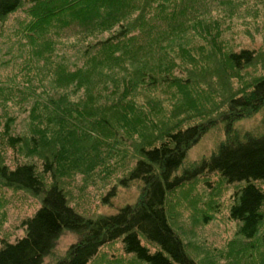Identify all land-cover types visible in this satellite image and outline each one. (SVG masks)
Returning a JSON list of instances; mask_svg holds the SVG:
<instances>
[{
    "label": "trees",
    "instance_id": "1",
    "mask_svg": "<svg viewBox=\"0 0 264 264\" xmlns=\"http://www.w3.org/2000/svg\"><path fill=\"white\" fill-rule=\"evenodd\" d=\"M262 56L264 0H0V202L40 201L23 237H0V264H44L65 233L79 239L54 264H200L170 216L184 204L205 227L225 211L234 233L217 264H264ZM227 73L242 86L223 82L220 109L211 84ZM253 116L260 131L242 132ZM223 126L218 147L189 160ZM92 177L104 215L81 214L66 188ZM216 185L221 196L197 199Z\"/></svg>",
    "mask_w": 264,
    "mask_h": 264
},
{
    "label": "rangeland",
    "instance_id": "2",
    "mask_svg": "<svg viewBox=\"0 0 264 264\" xmlns=\"http://www.w3.org/2000/svg\"><path fill=\"white\" fill-rule=\"evenodd\" d=\"M71 29H72V31L73 30L78 31L79 33L83 32L80 27H72ZM65 32L67 35H68V33H70L69 31H67V29ZM109 34L110 33H105V34L99 36V38L102 40V39L108 37ZM59 38H61V40L64 41L65 35L62 33ZM248 42H249V40H247L243 43L248 44ZM263 57L264 56L261 57V60L254 67V69L257 70L258 68H261V65L263 64L262 63ZM55 63L61 64V63H63V61H61L60 59L57 58L55 60ZM260 72H261V69H260ZM243 76L248 82H251L254 79L253 75L250 73L249 70L244 71ZM228 77H229V74L227 73L223 79L220 78V76L219 77L215 76L212 80L213 84H211V89H212L211 94L215 96L216 101L214 103H216L220 109L222 108V104L228 100V97L230 94V93H228L227 95L222 96V93H224V83H226L228 85V88L232 91H235V92L241 91L242 85L239 82V80L235 79V78L229 79ZM226 80H227V82H226ZM167 91L171 93V91H169V90H167ZM201 93L206 95L205 91L201 90ZM161 99L166 101V102H169V103L173 102L172 101V95H168V96L164 95ZM219 108H216V109H219ZM194 115L196 117H199L197 112H195ZM19 116L20 117L18 119V123L22 124L25 116H23L21 114H19ZM258 119H260V117L253 116V118L246 119V120L242 121V123H240L242 125V128L240 130L242 132H245V133L252 132V134H253V131L255 130V131H257L256 133H258L260 131L259 129H261L260 128L261 124L259 123L260 121ZM190 120L191 121L187 122L185 126L197 125L196 119L191 117ZM223 136H225L224 126L221 129H215V130L209 132L206 135V137L201 141V144L196 146L191 151L190 155L188 156L189 160H197V159L201 158L202 156H204V154H206V153L209 154V153L213 152L214 148L218 147V145H219L218 143L223 138ZM92 184H94L93 183V177L91 179L87 180L85 184H83V181L79 180L76 183H75V181H73V183H71L70 186L66 187L70 193L71 198L73 199V204L76 206L77 210L79 212H81V214L86 213V216L87 215L88 216L89 215H91V216L104 215V213H108L109 211L113 210V209H109V208L103 206V204L100 201L102 191H100L96 187H95L96 189L94 191L92 189V187H93ZM192 186L194 189L193 193L196 192V194H197L198 190H197L196 186L195 185H192ZM184 189H187V187H185ZM183 194L190 197L189 206L196 204L195 199L192 197L193 194L189 193L187 190H183L182 193L180 194L181 198H182ZM210 194L212 196L220 195L219 190H217V185L214 187L213 192L204 193L202 196H200L197 199L200 201L203 199H204V201H208V196ZM225 196H226V192H225ZM124 197H125V195H124ZM125 198H127V197H125ZM12 199L13 198H11V200H10L11 201L10 202V204H11L10 210L7 209L3 203L0 202V237L5 236V238L11 242H13L16 238L23 237L24 230L22 227H21V229L19 228V226L21 225V222L25 218L33 215L40 207V201L38 199L32 198L31 196L28 197L26 194H20L15 199H13V200ZM170 202H171V200L169 201V206L171 207V209L173 208L172 210L174 212H176L177 210L175 208H176L177 200H175V198H172V202L171 203ZM181 203H183L182 200H181ZM181 207H182V205H181ZM186 207H187V205L184 204V207H182L183 211L179 210L178 214L172 212V214L170 216L175 219L174 221L177 220V224H179L182 227V237L186 242L187 252L190 255H192L194 258H197L198 253H199V255H200L199 261H201L200 264H217L220 257H219V255H217L218 252L215 250L220 251V249H221L220 245L223 244V242H226V240L228 241L230 238H232L231 235H232V233H234V230L230 231L229 233H226L224 231L225 229H224L223 224H224L225 211L221 210L220 212L222 214L221 213L217 214L219 219L215 220L213 222L212 226L207 228L200 223L204 219V217H202V215L199 213L194 214L193 216L198 218L200 220V222L198 221L196 223L193 220H187V221L182 220L181 215L186 217L188 214V211H186L187 209H185ZM190 209H192V207H190ZM216 230H221V231H216ZM216 232L221 233L223 235V237H215ZM78 239H79L78 236L75 234L65 233L60 238V240L58 241L57 246H56L55 250L53 251L52 255L45 259L44 264H54V262H56L60 258L64 257L66 255L68 249H69V246H71L72 244L77 242ZM194 242H196L198 245L193 246ZM205 242H210V243H213L217 246H215V248L212 249ZM116 248L119 249V245H117ZM120 255L125 260H129V262L131 263L132 259L130 260V257L124 256L121 251H120ZM216 256H217V260H218L217 262H215V260L213 259V257H216ZM105 259L106 258H104V257L103 258L98 257L95 261V264H105Z\"/></svg>",
    "mask_w": 264,
    "mask_h": 264
}]
</instances>
